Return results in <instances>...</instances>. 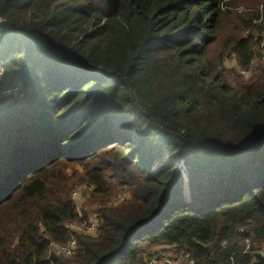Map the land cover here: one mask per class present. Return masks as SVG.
I'll return each mask as SVG.
<instances>
[{
    "label": "trees",
    "instance_id": "1",
    "mask_svg": "<svg viewBox=\"0 0 264 264\" xmlns=\"http://www.w3.org/2000/svg\"><path fill=\"white\" fill-rule=\"evenodd\" d=\"M262 43L264 0H0V264H264ZM83 184L130 197L57 255Z\"/></svg>",
    "mask_w": 264,
    "mask_h": 264
},
{
    "label": "rangeland",
    "instance_id": "2",
    "mask_svg": "<svg viewBox=\"0 0 264 264\" xmlns=\"http://www.w3.org/2000/svg\"><path fill=\"white\" fill-rule=\"evenodd\" d=\"M231 11H238L239 13H243L242 8H231ZM230 18L226 19L227 27L229 26ZM264 51V43H262L259 47V51L256 52V57L254 61L251 63V66L249 69H243L240 65H238V62L236 60V57L234 55L227 56L223 58L221 67L233 70L235 71L241 78L242 81L246 82H252L255 77L258 75L259 67L261 65H264V59L261 58V52ZM241 68V69H240ZM12 93L9 94L11 96ZM69 172H78L81 173V169L78 166H75L74 168L69 167ZM187 179V174L186 178ZM188 181V179H187ZM80 188V191L78 193L77 199L75 200V203L77 205L78 211L80 212V216H83V212H86L87 220L83 221L82 223H74L69 226V231L71 233V239H75L77 242L78 236H85L86 233V227L89 225L90 221L91 224L94 225L92 229H89V235H86L90 238H96L100 233V226L102 225V218L100 219V215L98 210L102 209L103 207H116L122 204L123 201L127 200L130 197V193L128 190H118V193L114 194L108 201L106 205L100 204V203H94L89 204L91 194L93 187L87 186V185H81L75 190H78ZM74 190V191H75ZM183 193H184V186H183ZM186 198V197H185ZM187 199V198H186ZM189 200V199H187ZM87 234V233H86ZM70 239V240H71ZM171 251H163L162 255L165 257H170L173 255L172 249ZM148 258V256H147ZM173 258V257H171Z\"/></svg>",
    "mask_w": 264,
    "mask_h": 264
},
{
    "label": "built area",
    "instance_id": "3",
    "mask_svg": "<svg viewBox=\"0 0 264 264\" xmlns=\"http://www.w3.org/2000/svg\"><path fill=\"white\" fill-rule=\"evenodd\" d=\"M261 58L264 59V51L261 52ZM241 69V68H240ZM183 175H184V178H186V173L183 171ZM80 191V188L78 190H75L73 192V199L74 201L77 199V196H78V193ZM76 208H77V205H76ZM77 212L80 214V212L78 211V208H77ZM94 227L93 224H91V221L89 223V225L86 227V233L84 235H89V229H92ZM247 242V240H246ZM55 250L54 252L57 254V255H60V256H64V257H72L75 252H76V249H77V242L75 239H71L68 241V243L66 245H55L53 247ZM173 247H169V249H172ZM164 251V247H160V248H157V249H154L150 252V256L153 257L151 258V261L152 262H155L157 257L158 256H163L162 255V252ZM174 255V254H173ZM169 257V256H168ZM148 258H147V261L148 262ZM163 262L166 264H183L186 260V263L187 264H194L193 260H188L187 258H184V257H178V258H162Z\"/></svg>",
    "mask_w": 264,
    "mask_h": 264
},
{
    "label": "crops",
    "instance_id": "4",
    "mask_svg": "<svg viewBox=\"0 0 264 264\" xmlns=\"http://www.w3.org/2000/svg\"><path fill=\"white\" fill-rule=\"evenodd\" d=\"M147 261V258H143V262H146Z\"/></svg>",
    "mask_w": 264,
    "mask_h": 264
}]
</instances>
